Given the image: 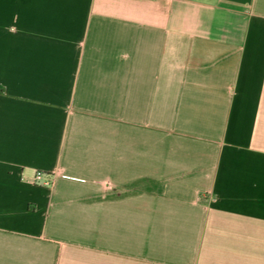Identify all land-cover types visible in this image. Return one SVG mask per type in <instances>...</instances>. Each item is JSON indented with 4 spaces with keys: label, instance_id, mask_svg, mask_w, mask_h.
Instances as JSON below:
<instances>
[{
    "label": "crops",
    "instance_id": "0c3cea01",
    "mask_svg": "<svg viewBox=\"0 0 264 264\" xmlns=\"http://www.w3.org/2000/svg\"><path fill=\"white\" fill-rule=\"evenodd\" d=\"M0 264H264V0H0Z\"/></svg>",
    "mask_w": 264,
    "mask_h": 264
},
{
    "label": "built area",
    "instance_id": "2783aa9c",
    "mask_svg": "<svg viewBox=\"0 0 264 264\" xmlns=\"http://www.w3.org/2000/svg\"><path fill=\"white\" fill-rule=\"evenodd\" d=\"M35 183H40L45 186H52L54 177L48 174H45L42 171H37L34 176Z\"/></svg>",
    "mask_w": 264,
    "mask_h": 264
}]
</instances>
